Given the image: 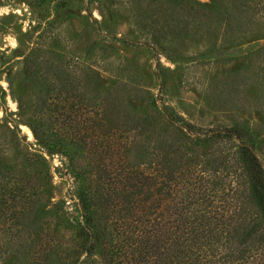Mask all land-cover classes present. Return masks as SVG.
Here are the masks:
<instances>
[{"label": "rangeland", "instance_id": "1", "mask_svg": "<svg viewBox=\"0 0 264 264\" xmlns=\"http://www.w3.org/2000/svg\"><path fill=\"white\" fill-rule=\"evenodd\" d=\"M134 2L0 0V169L17 175L11 178L12 186L28 178L37 183L44 209H50L45 214L49 231L63 245L81 243L76 225L78 193L82 189L92 193L101 168L108 164L106 172L116 162L114 155L123 149L125 138L112 123L125 113L156 121H165L168 113L201 127L254 129L259 133L256 152L264 164V128L258 110L264 95L256 93L245 77L235 99H222L229 83L248 64L236 50L255 45L257 36L243 37L216 23L204 32L188 28L178 55L157 44L154 51L147 45L150 36L135 21ZM47 67L55 72L51 77ZM50 81L55 90H50L53 94L47 101L53 102L39 113L37 103ZM224 82H229L226 90ZM83 99H96L97 104L89 106ZM98 99L120 100L100 103ZM142 148L139 143L134 152ZM217 154L224 155L228 168L208 182L216 185L207 195L211 204L195 208L217 210V216L239 210L257 215L256 205L247 197L246 179L236 178V144L221 142ZM114 169L116 164L112 176ZM194 177L174 198L185 190L189 195L203 191ZM53 202L58 208L52 209ZM259 249L249 264H264V246ZM3 258L0 264H15L14 258ZM34 262L31 257L29 263Z\"/></svg>", "mask_w": 264, "mask_h": 264}, {"label": "trees", "instance_id": "2", "mask_svg": "<svg viewBox=\"0 0 264 264\" xmlns=\"http://www.w3.org/2000/svg\"><path fill=\"white\" fill-rule=\"evenodd\" d=\"M134 10L138 28L151 38L147 45L155 51L157 44L173 55L180 54V40L188 28L204 32L223 23L243 37L256 35L255 45L236 50L248 64L228 82L222 99H235L245 77L256 93L264 95V0H211L210 4L135 0ZM46 73L55 74L50 67ZM228 83H222L223 90ZM50 90H55L52 81L37 103V112L50 109ZM94 100L83 99L92 107L97 104ZM258 104L264 128V99ZM104 117L110 120L106 112ZM150 117L125 113L112 123L121 128L125 145L114 155L111 169L104 172L108 164L101 168L93 192L78 193L76 225L81 243L77 246L63 245L49 231L45 214L50 209H44L35 181H14L12 186L11 178L17 175L0 169V256L14 258L15 264H30L31 257L32 264H249L264 246V164L256 152L259 133L240 125L196 126L168 113L165 121ZM227 141L236 144V178L246 179L247 197L256 205L257 215L239 210L217 216V210L195 208L212 202L207 195L216 185L208 182L217 171L228 168L224 155L217 154V146ZM139 143L142 151L135 153ZM98 155V161L103 159ZM192 175L199 178L198 188L205 187L203 191L189 195L185 190L174 198L183 184L192 183ZM172 204H177L175 210H170ZM52 205L58 208L56 202Z\"/></svg>", "mask_w": 264, "mask_h": 264}]
</instances>
